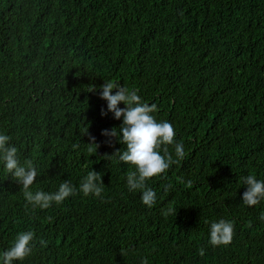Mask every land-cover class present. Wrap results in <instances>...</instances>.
<instances>
[{
    "label": "trees",
    "instance_id": "1",
    "mask_svg": "<svg viewBox=\"0 0 264 264\" xmlns=\"http://www.w3.org/2000/svg\"><path fill=\"white\" fill-rule=\"evenodd\" d=\"M110 81L184 145L147 181L152 207L127 188L134 166L109 157L124 145L101 134L122 122L102 115ZM0 132L37 168L31 191L75 188L33 207L0 163V252L35 233L15 264H264V200L245 205L242 181L264 180V0H0ZM91 170L101 197L79 190ZM221 219L232 240L213 245Z\"/></svg>",
    "mask_w": 264,
    "mask_h": 264
},
{
    "label": "clouds",
    "instance_id": "2",
    "mask_svg": "<svg viewBox=\"0 0 264 264\" xmlns=\"http://www.w3.org/2000/svg\"><path fill=\"white\" fill-rule=\"evenodd\" d=\"M115 89V92H113ZM96 87L91 86L90 91ZM100 98L106 101V110L102 115L112 113L116 120H122L119 127L102 130L105 137H114L124 145L123 151L117 149L109 157L116 155L120 162L134 166L126 178L127 188L130 192L137 190L141 193V202L152 207L157 199L156 190L149 187L147 181L157 175L163 174L173 164L179 163L185 156L184 145L175 139L176 132L173 125L167 120L158 121L153 115L157 111L155 104H148L138 94V89H129L118 82L110 81L99 86ZM123 103L124 107L119 105ZM95 141V137H91ZM11 137L0 132V163L15 180L22 184L23 195L26 201L33 207L41 209L49 208L53 202L60 204L75 191L74 186L68 182H62L55 192L37 190L31 191V186L38 175L37 168L31 160L23 164L18 159L17 147L10 143ZM95 145V150L98 145ZM168 145L174 147V153L170 152ZM163 146V147H162ZM75 147V145H74ZM93 151L91 147L88 149ZM102 175L91 170L82 178L79 190L85 195L101 197L103 193ZM247 190L243 193V203L254 206L264 200V180H259L255 175L249 174L242 177ZM191 184V181H188ZM170 187V186H169ZM167 191V188L165 189ZM173 209H169L172 211ZM264 219V216L261 217ZM234 226L231 221L221 219L210 224L209 239L213 245L228 244L232 240ZM35 233L32 230L22 231L16 234L11 245L0 252V264H15L23 261L32 252V243ZM41 243H44L41 241ZM203 254V249H201ZM140 264H149L146 257L141 258Z\"/></svg>",
    "mask_w": 264,
    "mask_h": 264
}]
</instances>
